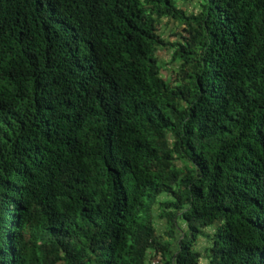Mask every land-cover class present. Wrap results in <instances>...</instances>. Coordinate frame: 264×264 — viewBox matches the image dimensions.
<instances>
[{
	"label": "trees",
	"instance_id": "obj_1",
	"mask_svg": "<svg viewBox=\"0 0 264 264\" xmlns=\"http://www.w3.org/2000/svg\"><path fill=\"white\" fill-rule=\"evenodd\" d=\"M189 1L0 0V264H264V0Z\"/></svg>",
	"mask_w": 264,
	"mask_h": 264
},
{
	"label": "rangeland",
	"instance_id": "obj_2",
	"mask_svg": "<svg viewBox=\"0 0 264 264\" xmlns=\"http://www.w3.org/2000/svg\"><path fill=\"white\" fill-rule=\"evenodd\" d=\"M179 5L183 7L185 11H192L196 12L197 7V1L191 0L189 2H179ZM179 25L176 22L172 21H164L160 27H159V33L164 39H168L171 43H174L178 40H180V36L178 33ZM171 54L172 51L170 49L162 48L157 52L158 62L159 66L161 68V77L164 79L169 80V82H173L175 78V64H173L171 61ZM158 209H156V214L158 213ZM156 228L158 229V232L160 235L164 236L167 232V228L163 222V220H160L156 222ZM199 249H206L208 247V242L206 239H202L198 243ZM206 253V252H204ZM205 256L203 257V260L200 262V264H206Z\"/></svg>",
	"mask_w": 264,
	"mask_h": 264
},
{
	"label": "built area",
	"instance_id": "obj_3",
	"mask_svg": "<svg viewBox=\"0 0 264 264\" xmlns=\"http://www.w3.org/2000/svg\"><path fill=\"white\" fill-rule=\"evenodd\" d=\"M154 263H156V261H154Z\"/></svg>",
	"mask_w": 264,
	"mask_h": 264
}]
</instances>
